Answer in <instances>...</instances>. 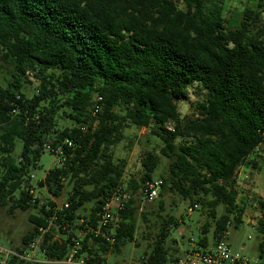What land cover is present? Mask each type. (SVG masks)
Listing matches in <instances>:
<instances>
[{
  "label": "trees",
  "instance_id": "1",
  "mask_svg": "<svg viewBox=\"0 0 264 264\" xmlns=\"http://www.w3.org/2000/svg\"><path fill=\"white\" fill-rule=\"evenodd\" d=\"M227 2L0 0V61L12 68L10 85L0 86V206L40 211L30 217L34 228L16 252L24 254L41 241L46 261L64 260L78 241L89 264H103L106 255L134 241V195L140 190L134 180V197L120 214L115 242L80 237L86 225H97L105 201L123 188L126 165L115 162L111 148L124 139L126 124L149 129L163 143L161 156L169 166L160 177L162 189L193 207L211 197L214 219L216 207L224 206L213 240L229 222L243 223L236 175L264 145V0H249L228 18ZM29 76L40 82L31 98L24 93ZM195 84L206 97L183 116L180 105ZM97 96L103 108L93 117ZM65 119L73 126L60 127ZM66 139L75 148L64 146L63 165L50 170L38 188L60 198L71 186L68 208L42 203L31 179L45 145ZM19 140L23 150L15 157ZM159 166V157L147 153L144 185L154 182ZM257 231L263 257L264 209ZM167 239L162 231L141 264L178 258L170 255ZM8 264L50 263L13 256Z\"/></svg>",
  "mask_w": 264,
  "mask_h": 264
},
{
  "label": "rangeland",
  "instance_id": "2",
  "mask_svg": "<svg viewBox=\"0 0 264 264\" xmlns=\"http://www.w3.org/2000/svg\"><path fill=\"white\" fill-rule=\"evenodd\" d=\"M248 2L249 0H228L225 16L228 18L235 8L243 9ZM0 64L3 66V69H0V86L6 88L11 83L9 72L12 68L3 61H0ZM29 81L25 84L24 93L31 98L38 90L40 82L31 76H29ZM206 93V90L199 85H193L188 98L180 105L182 115L192 114V103L205 98ZM59 125L60 127L73 126L72 122L67 119L60 120ZM123 133L124 139L113 146L111 152L116 163H125L126 169L122 177L123 188L132 197L135 196L137 202L135 235L134 241L124 245L121 252L106 255L103 264H141L142 258L151 251L162 231L168 233L166 247L170 249V255H183L191 247L192 239L200 241L202 238H207L210 242L214 241L213 236L218 226L217 221L225 214L224 206L216 207L217 217L214 219L210 215L212 210L209 205L211 197L205 198L204 203H199L193 207L190 200L162 188L159 190L157 198L144 203L143 187L146 185L143 184L145 176L144 158L147 153L151 152L160 159V166L155 173L154 182H159L161 176L168 174L169 160L161 156V149L164 145L149 129H140L134 125L126 124ZM22 150L23 142L19 140L14 152L15 157L20 156ZM58 164L59 157L46 151L38 163L37 169L32 171V174L35 175L32 183L36 187L35 195L42 200V203L51 200L58 207H62L67 203L68 193L72 191L71 186L66 187L60 198H54L45 188H38V182L43 180L47 173L55 169ZM132 180L137 181L140 189L134 196L130 190ZM236 181L239 191L238 204L242 205L245 211L241 225L233 224L228 227V243L231 245L234 254L264 264V255L261 257L259 249L261 237L257 231V224L264 209V145L250 156L245 165L238 169ZM92 207V204L86 205L87 210ZM39 213V209L16 208L10 211L9 207L0 206V248L16 251V248L22 247L23 236L34 228L30 217ZM207 225L209 232L205 233ZM26 253L31 254L37 261H46L38 241L34 246L32 244Z\"/></svg>",
  "mask_w": 264,
  "mask_h": 264
},
{
  "label": "built area",
  "instance_id": "3",
  "mask_svg": "<svg viewBox=\"0 0 264 264\" xmlns=\"http://www.w3.org/2000/svg\"><path fill=\"white\" fill-rule=\"evenodd\" d=\"M103 98L97 96L94 101L92 108V116L97 117V115L102 111ZM83 132L88 130V126L84 125L81 127ZM67 145L68 148H75V143L73 140L66 139L62 143L56 145L46 144V151L50 152L52 155L59 157V164L57 167L63 165L66 160L64 146ZM35 178L34 174H31V179ZM33 184V183H32ZM162 182H147L144 190V203L154 200L158 197V192L161 189ZM132 196L124 189L118 188L116 192L105 201L103 207L98 213V223L96 226L86 225V229L80 233L81 238H85L88 235H92L95 238H101L109 244L115 242V230L119 225L120 214L125 210L126 204ZM69 204H65V208H68ZM232 226L229 222L228 227ZM46 230H43L45 233ZM228 230L223 233L220 239L214 240L208 245L200 244V241L191 240V247L187 249L183 255L178 258L170 260L169 264H262L260 261H252L244 256L234 254L231 245L228 243ZM37 242V241H36ZM35 242V243H36ZM39 243L41 241H38ZM34 243V244H35ZM33 244V246H34ZM82 247L80 242L76 241L73 249L67 255L64 260L58 261H44L50 264H89L88 257L80 254ZM0 264H8L11 257L16 256L24 261H37L31 254L24 253L19 254L14 250H5L0 248Z\"/></svg>",
  "mask_w": 264,
  "mask_h": 264
}]
</instances>
